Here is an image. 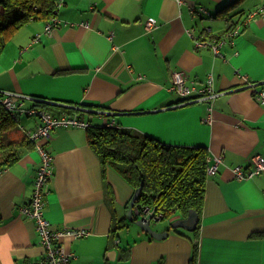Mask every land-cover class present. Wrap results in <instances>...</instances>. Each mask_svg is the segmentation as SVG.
<instances>
[{
    "label": "crops",
    "instance_id": "obj_1",
    "mask_svg": "<svg viewBox=\"0 0 264 264\" xmlns=\"http://www.w3.org/2000/svg\"><path fill=\"white\" fill-rule=\"evenodd\" d=\"M194 8L210 15H194ZM152 18L157 26L148 32ZM228 18L242 24L232 47L217 56L197 45L219 39ZM57 19L51 33L47 22L33 21L7 42L1 92L30 97L26 108L33 96L44 98L49 107L38 108L57 115L73 108L91 124L115 121L167 145L204 146L210 166L221 159L207 178L197 234L176 232L167 221L153 229L168 232L158 240L128 220L134 189L111 168L104 175L87 130L55 129L45 142L54 158L45 217L54 230L87 232L58 242L72 264H264V172L253 179L233 172L264 157V105L246 86L264 88V0H64ZM176 71L186 73L195 100L210 75L219 95L182 104L170 91ZM40 121L24 114L15 128L25 136ZM37 147L24 146L20 160L0 173V264L44 257L35 221L21 211L41 164ZM117 224L123 227L114 230Z\"/></svg>",
    "mask_w": 264,
    "mask_h": 264
},
{
    "label": "trees",
    "instance_id": "obj_2",
    "mask_svg": "<svg viewBox=\"0 0 264 264\" xmlns=\"http://www.w3.org/2000/svg\"><path fill=\"white\" fill-rule=\"evenodd\" d=\"M59 10L58 0H0V54L24 26L33 21L58 20ZM2 95L0 92V172L17 163L23 147L32 142L15 128L20 116L6 109ZM32 99L33 108L49 107L50 100L34 96ZM67 110L74 112L73 108ZM86 130L104 175L111 168L134 193L141 189L134 208H148L155 218L169 221L170 226L188 218L192 210L201 216L210 168L206 147L167 145L145 134L101 124H91ZM122 227L117 224L114 230ZM198 229L193 233L197 234ZM194 247L196 250L197 244Z\"/></svg>",
    "mask_w": 264,
    "mask_h": 264
},
{
    "label": "built area",
    "instance_id": "obj_3",
    "mask_svg": "<svg viewBox=\"0 0 264 264\" xmlns=\"http://www.w3.org/2000/svg\"><path fill=\"white\" fill-rule=\"evenodd\" d=\"M64 4V0H58V8L60 9ZM193 14L210 15L204 8H194ZM252 14L251 16L256 15ZM59 26V21L47 22L45 28L47 33H51L53 29ZM157 26L155 19H148L145 24V29L150 32ZM242 24L235 23L232 19L228 18V28L224 34L216 41L210 42H198L199 47L210 48L215 55L221 54V48L225 45L231 47L235 43V39L241 34ZM40 40V36H36L33 39V43ZM213 76L208 77L207 86L202 91V95L197 98L193 97L195 88L188 85L186 73L184 71H176L171 80L170 91L176 93L182 97V104L194 103V102H210L219 95L214 91ZM246 86L250 90L257 101L264 105V88L260 89L259 84L247 82ZM1 92V91H0ZM3 104L6 109L12 113H16L19 116H38L41 121L35 129L25 131V135L34 143L38 144V151L41 155V164L37 169L36 178L34 180V190L29 204L22 208V214L27 218L35 221L36 230L40 238V244L44 248V257L38 261H31L22 264H72L74 256L71 253L65 251V249L58 244L60 238L64 235H72L74 238L84 237L86 231L68 232V230H54L51 223L45 217L46 196L50 188V182L53 176V156L48 152L45 147L51 133L61 127L71 128H83L88 129L91 126V122L86 120L83 116L78 114H70L63 112L59 115L39 108H26L24 103L30 99L28 96L20 95L15 92H2ZM180 104V105H182ZM211 110V107L209 108ZM211 119V115L208 116ZM104 125L110 128L119 127L115 121H105ZM221 159L218 158L215 165L210 166L208 174H216L218 165ZM237 179H253L256 176L261 175L264 172V157L256 156L253 159V169L245 170L242 167H237L233 170ZM1 173V172H0ZM135 214L139 217H144L150 222L160 221L161 219L153 216L152 210L148 208L137 209L134 208Z\"/></svg>",
    "mask_w": 264,
    "mask_h": 264
},
{
    "label": "water",
    "instance_id": "obj_4",
    "mask_svg": "<svg viewBox=\"0 0 264 264\" xmlns=\"http://www.w3.org/2000/svg\"><path fill=\"white\" fill-rule=\"evenodd\" d=\"M141 192V189H138L135 193L134 196L132 197L131 201L129 202L130 210L129 214L127 215V218L130 222H135L142 230H144L147 234H149L151 237L161 240L164 239L168 236L167 233H158L157 231H154L151 222L147 220L144 217H141L140 219H137L138 215L135 214L134 211V206L135 203L138 199V196ZM135 215V216H134ZM135 220V221H134ZM199 223V214L192 210L189 213L188 218L186 219H181V220H176L171 224L172 229H183L188 232H194L196 231Z\"/></svg>",
    "mask_w": 264,
    "mask_h": 264
},
{
    "label": "rangeland",
    "instance_id": "obj_5",
    "mask_svg": "<svg viewBox=\"0 0 264 264\" xmlns=\"http://www.w3.org/2000/svg\"><path fill=\"white\" fill-rule=\"evenodd\" d=\"M94 118H95V120H94L95 123H98L99 121H100V123H101V120H100L99 117L94 116ZM18 132H21V131L18 130ZM166 222H167V221H161V222H158V223H152L151 226H152V228H153L154 230H158V229H160L161 227H163L164 225H167Z\"/></svg>",
    "mask_w": 264,
    "mask_h": 264
}]
</instances>
